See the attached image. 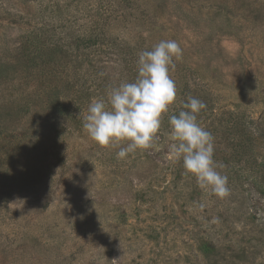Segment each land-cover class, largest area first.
<instances>
[{
  "label": "rangeland",
  "instance_id": "obj_1",
  "mask_svg": "<svg viewBox=\"0 0 264 264\" xmlns=\"http://www.w3.org/2000/svg\"><path fill=\"white\" fill-rule=\"evenodd\" d=\"M162 40L176 100L118 159L84 117ZM189 96L226 196L170 153ZM0 264H264V0H0Z\"/></svg>",
  "mask_w": 264,
  "mask_h": 264
},
{
  "label": "clouds",
  "instance_id": "obj_2",
  "mask_svg": "<svg viewBox=\"0 0 264 264\" xmlns=\"http://www.w3.org/2000/svg\"><path fill=\"white\" fill-rule=\"evenodd\" d=\"M181 54L175 40H162L152 50L141 51L134 82L122 81L107 89L106 98H94L84 117L83 129L100 147L120 146L118 159L136 150L151 148L161 121L176 100V86L170 77L173 59ZM206 105L188 97L183 110L169 116L170 153L183 160L185 175L196 179L200 189L223 197L228 178L217 171L213 159L214 138L200 126L197 115Z\"/></svg>",
  "mask_w": 264,
  "mask_h": 264
}]
</instances>
